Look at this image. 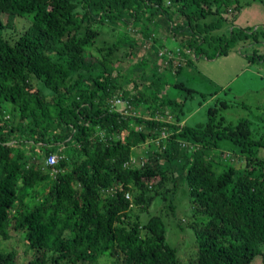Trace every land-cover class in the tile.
Returning <instances> with one entry per match:
<instances>
[{
	"label": "trees",
	"instance_id": "16d2710c",
	"mask_svg": "<svg viewBox=\"0 0 264 264\" xmlns=\"http://www.w3.org/2000/svg\"><path fill=\"white\" fill-rule=\"evenodd\" d=\"M165 1L0 0V241L12 228L24 247L23 260L0 248V264H98L103 257L104 264H181L162 217L141 222L130 213L147 211L157 197L173 212L169 196L181 179L194 217L196 264H264V171L251 176L206 154L226 138L247 152L246 166L264 167V158L250 155L264 146V135L250 136L247 118L223 123L215 106L204 123L180 124L179 112H169L178 102L142 89V82L150 88L156 81H146L156 63L146 73L140 60L132 70L144 77L130 81L114 74L115 43L103 46L101 57L93 52L106 22L143 31L149 45L154 36L145 22L165 17L182 50L207 58L227 53L234 29L215 36L210 53H204L207 35L196 31L220 24L228 12L233 19L232 0ZM28 15L18 37H3ZM209 15L214 21L201 26ZM120 40L130 57L141 46L127 32ZM116 98L128 102L127 113L112 107ZM138 146H146L143 165L125 166ZM52 153L60 157L49 167Z\"/></svg>",
	"mask_w": 264,
	"mask_h": 264
},
{
	"label": "rangeland",
	"instance_id": "374dc122",
	"mask_svg": "<svg viewBox=\"0 0 264 264\" xmlns=\"http://www.w3.org/2000/svg\"><path fill=\"white\" fill-rule=\"evenodd\" d=\"M164 2L167 3L165 0ZM231 4L238 7V13L233 19L228 12L227 19H223L220 24L210 29L201 28L196 31L198 37L207 35V41L203 43L204 53H210L218 44L215 36L229 37L234 29V38L228 42V51L225 54L207 58L205 54L195 55L191 49L182 50L179 38L169 32L166 26L169 21L165 17L145 22L146 28L151 30L154 36L149 45L146 34L137 27L138 31L135 32L132 28H125L120 22H106L101 34L95 39L93 52L101 57L107 51L103 46H112L111 44L115 43L116 46L112 47L110 54L116 69L114 74L121 73L122 78L129 80L143 79L141 73L132 70L140 60L146 62L148 66L146 73L156 63L159 69L146 79L147 83L151 79L156 81L150 88H146L142 82V89L151 92L156 88L162 97L178 102L171 105L169 112L172 110L179 112L180 124L194 126L204 123L208 108L215 106L217 115L223 123H236L241 118H247L251 124L249 135L260 137L264 135V0H232ZM165 8L169 13L172 12L175 22L181 21L174 7L166 5ZM221 13L225 11L221 10ZM215 17L216 15L207 16L200 21V25L204 27L205 24L214 21ZM29 18V15L18 17L14 29L2 31L3 37L14 40L27 28ZM126 32L130 38L141 40V46L134 48L135 52L131 57L125 54L127 48H118L120 38H123ZM159 53H162V56ZM186 58L189 59L188 62L184 61ZM122 107L126 110L124 102L117 105L118 109ZM145 149L146 146H138L133 149L132 155L141 157ZM208 149L206 154L209 152L216 164L221 160L224 165L247 169L248 173L255 177L264 171V167L259 165L253 168L251 164L246 166L247 152L242 153L240 146L229 139L219 138L217 145ZM250 155L251 159L264 158V146H255ZM169 197L173 198L176 206L171 213H166L163 208L164 201L159 197L147 211L132 207L130 213L140 214L141 222H145L150 215L161 216L165 222L166 240L175 249L178 261L181 264H196L197 245L189 225L194 217L184 180H180L177 189ZM206 217L198 215L195 218L205 221ZM9 233L8 240L0 241V248L15 250L19 259L23 260L24 247L21 235L12 228H9ZM28 252L30 253V250H27ZM101 260H104V257ZM101 260L98 264H104Z\"/></svg>",
	"mask_w": 264,
	"mask_h": 264
},
{
	"label": "built area",
	"instance_id": "2783aa9c",
	"mask_svg": "<svg viewBox=\"0 0 264 264\" xmlns=\"http://www.w3.org/2000/svg\"><path fill=\"white\" fill-rule=\"evenodd\" d=\"M187 50H188V49H187ZM159 54H161V53H159ZM121 102H124L125 106H128V102H127L126 100H124V99H120V98H116V99H114V100L112 101V107H113L114 109H117V110H119V111L125 113V112H126V110H124L125 108H123V107H122L121 109H118V108H117V105H118L119 103H121ZM165 137H166V133H163V134H162V138H165ZM59 157H60V156H59V154H57V153H52V154L48 155L47 158H46V160H45L46 165L49 166V167H53V166L56 164V162H57V160L59 159ZM143 163H144V162H143V160H142V157H138V156H133V155H131L129 161L125 163V166H129V165H131V164H134V165H141V166H142ZM126 197L128 198L129 196L126 195Z\"/></svg>",
	"mask_w": 264,
	"mask_h": 264
}]
</instances>
